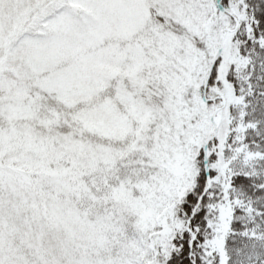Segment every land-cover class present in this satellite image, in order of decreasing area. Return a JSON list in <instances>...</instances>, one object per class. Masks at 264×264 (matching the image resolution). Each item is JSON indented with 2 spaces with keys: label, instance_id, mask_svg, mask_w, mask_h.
Wrapping results in <instances>:
<instances>
[{
  "label": "snow or ice",
  "instance_id": "snow-or-ice-1",
  "mask_svg": "<svg viewBox=\"0 0 264 264\" xmlns=\"http://www.w3.org/2000/svg\"><path fill=\"white\" fill-rule=\"evenodd\" d=\"M0 264H264V0H0Z\"/></svg>",
  "mask_w": 264,
  "mask_h": 264
}]
</instances>
